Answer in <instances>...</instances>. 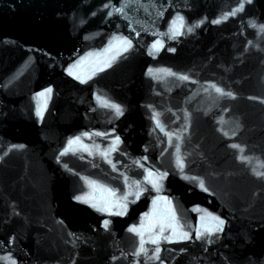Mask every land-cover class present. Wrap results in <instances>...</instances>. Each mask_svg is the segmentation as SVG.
<instances>
[{"label": "water", "instance_id": "1", "mask_svg": "<svg viewBox=\"0 0 264 264\" xmlns=\"http://www.w3.org/2000/svg\"><path fill=\"white\" fill-rule=\"evenodd\" d=\"M0 264H264V0H0Z\"/></svg>", "mask_w": 264, "mask_h": 264}, {"label": "snow or ice", "instance_id": "2", "mask_svg": "<svg viewBox=\"0 0 264 264\" xmlns=\"http://www.w3.org/2000/svg\"><path fill=\"white\" fill-rule=\"evenodd\" d=\"M216 22H219V21H216ZM154 47H155V45H154ZM185 79H187V77H184ZM217 91H220V89H216ZM49 92L51 91V89H49L48 90ZM117 111H119V108L117 107ZM77 142H79V138H77V140L76 141H72L71 143H77ZM149 175H151V173L149 174ZM78 199H84L83 197H78ZM223 224V221H220L219 222V225H222ZM219 225H218V227H219ZM105 226H107V222H105ZM131 231H133V232H137V231H139L138 229H136V228H132L131 229ZM209 231H211V229H209ZM182 238H187V236H186V234H185V236L184 237H182ZM156 241H153V243H155ZM141 251H143V245L141 244Z\"/></svg>", "mask_w": 264, "mask_h": 264}]
</instances>
